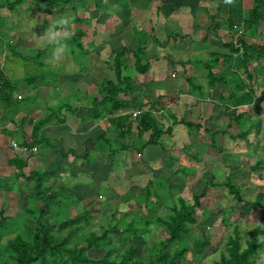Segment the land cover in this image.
<instances>
[{
    "label": "crops",
    "instance_id": "1",
    "mask_svg": "<svg viewBox=\"0 0 264 264\" xmlns=\"http://www.w3.org/2000/svg\"><path fill=\"white\" fill-rule=\"evenodd\" d=\"M247 1L249 2H246V6L243 7V15H246L251 9L250 0ZM38 2L39 0H22L20 4H16L12 11L8 12L16 13L19 10L27 12L28 8H31L41 14L43 7H38ZM78 7H81V9L79 10ZM96 7H98V13L95 11ZM75 8L78 13H89L91 15L94 12L96 13L93 18L90 17L86 20H83V18L79 20L78 16V22H74L76 18L72 16V13L69 10L64 12L71 14L70 24H74L73 27H76L70 37H75L78 33L82 35L80 41L81 44L86 46V55L81 57L85 63H78L79 60L78 57L75 59L76 56H62L59 59L54 58V56H43V62L46 66L57 69L59 80L58 85L55 87H59L60 95L63 93L69 95L73 111L70 112L65 109L67 116L60 113L54 114L53 105H50L57 101L52 93L54 86L44 81V75L39 71L43 66L38 62L40 56H34L31 59L32 68H38L39 74L33 77V83H27V79H19L22 81L16 83L25 86L28 89V95L25 96L23 94V97H21L20 93H16L14 96L15 99L19 97L21 102H27L29 106L26 109L27 112L23 114L22 111L15 112L11 119L2 116L5 114L4 111L0 112V135H5L6 131H8L0 147V173L3 171L7 172V164L12 153L18 154L26 162L27 167L23 170V173L29 169L31 164H39L38 161L42 163L49 162L54 156L51 150L57 149L54 144L56 142L59 146L68 145L69 148L67 150H71L74 156L80 158L90 155L87 151L89 149L87 145L90 141L108 142L113 146L114 150L117 147L120 149L124 146L127 148L124 151L127 152L118 151L115 153L117 161L122 163V158L126 153H134L140 163H144L146 168L153 171H156L155 169L159 165L161 167L162 164L170 163V159L175 161L176 164L180 163V155L176 156L169 153V149L165 150V143L161 144L163 146L161 148L165 152L159 147H157L159 150L154 149L155 147H147L141 153L139 152L143 143H145L144 141L148 139L149 133L138 137L135 129L137 122L131 115L134 113L137 116L142 113L143 111L141 110L144 105L145 108L149 109V104L154 99L158 101L156 112L162 114L160 117L171 119L173 124L175 123L174 125L168 124V127L171 130V135H173V140H176L174 144L176 145V142H178V152H187L185 157L190 160L199 156L198 154L197 156L191 154L190 150H203L201 143L204 138H207L208 142H211L213 138V142L217 140L226 143V141L233 140V138L238 136L222 134L224 131L218 129L219 125L225 124L226 126L228 124L226 127L229 128V123L233 120L234 125L242 122V124H246L249 127V130H252L253 125L264 123V112H262L261 117H256L252 116L250 111L251 109H264V21L258 24L257 30L252 34L253 36L245 38L248 44L263 50H259L256 55L252 56L253 58L248 64V69L251 71V81L246 82L243 88L246 93L251 94V101L246 105L232 107L226 104L225 101L229 92H234V80L229 73L231 71L234 73L235 71H233V63L229 64L226 59L228 50L227 47H224L232 40L224 23L227 18V12L220 7L219 0H79L76 2ZM62 14L53 15V23H56L57 16ZM38 17L41 19V29L42 23L48 24L50 22L43 15ZM105 18L106 20H104ZM110 24L115 25V28L120 24L118 28L119 30L121 28V31L118 35L110 36L111 33H108V30L113 28ZM2 27L3 30L14 29L12 31L13 37L10 34L8 36V49L19 48L20 46L17 44H21L25 48L28 47V40L33 36L29 31H24L27 39L20 40L16 34L19 31L15 30L17 29L16 26L11 23L6 25L4 20ZM134 32L137 40L140 43H145V56L139 58L141 59L140 66L147 68L146 73L142 75L135 72L133 69L134 61L131 56H124L122 59L130 63L126 62L128 64L127 68L134 72V81L131 83L133 87L136 90H141V87H144L153 96L150 95V99L148 97L145 98L147 100L145 102L142 100V106L135 113L127 111L125 107L127 98H130L131 101L133 98L127 95H120L119 98L124 103V107L122 106L123 108H121L119 115L122 117L128 116L129 118L125 124H131L132 127L129 133L125 134L123 139H120L116 131L119 127L110 123L111 115H102L99 118L93 116L95 113L91 111L95 108L90 103V100L98 99L97 103H99L105 96L103 88H105L106 84L103 79L111 76L110 59L112 56H109L111 52H118L123 47L130 51L137 49ZM139 33H142L141 35L144 37L139 38ZM41 35H43V32L35 34L38 38ZM38 38L37 43H44ZM58 42L60 43L61 41ZM95 44L99 46L96 51L93 49ZM112 45L114 48L111 49ZM70 53L73 55L72 50ZM105 53H107L106 56H98ZM20 61V56H0V69L6 76L7 73L4 69L7 66L10 70L8 74L13 75L17 80L24 69L30 68L29 65L26 64L27 66H24ZM209 72L218 78L214 87H210L207 83V74ZM137 77L138 79H136ZM243 77L244 75H240V78ZM102 82L104 83L101 84ZM67 85L72 86V89L69 90ZM36 93L39 94L38 102L41 103L40 105L46 111L44 115L35 116V114H38L35 111V107L34 109H29L35 106ZM223 109H225L226 113ZM175 110L181 114L178 120H176ZM234 111H237L238 114L236 115ZM227 113L228 115H226ZM239 114L243 116L242 119L237 118ZM44 118L46 120L51 118V121L40 130L39 137L42 136L44 139L42 137V139L38 138L41 139L39 146L31 149L21 148L22 142L31 143L32 127L36 121ZM155 118L156 120L159 119ZM180 121L193 124L202 122V130H205V132L179 125ZM101 125L103 129L99 128ZM208 126L213 127L214 131H210ZM168 127L165 128L167 129ZM249 130L244 131V139L248 138L249 140L252 138ZM174 132L178 134L179 139H177ZM129 138L130 145L127 144V139ZM11 142L16 144L17 150L10 147ZM79 146L84 153L82 156L75 155V151L78 150ZM40 147L43 148L42 152ZM156 151L159 153H153ZM94 156L103 157L100 153H96ZM145 156L147 159H144ZM164 156L166 161H164L165 158H162ZM182 162L181 164L186 167L188 165L191 166L190 162H185L184 160ZM155 163L158 165L157 167L154 165L153 168ZM79 166L81 167V165ZM32 170L34 169L32 168ZM72 172H76V170H72ZM8 175L9 173L7 176L5 174L4 176L2 175L0 180L4 178L8 182ZM9 182L18 185L13 180ZM0 184L2 185V182ZM2 210L0 206V212Z\"/></svg>",
    "mask_w": 264,
    "mask_h": 264
},
{
    "label": "rangeland",
    "instance_id": "2",
    "mask_svg": "<svg viewBox=\"0 0 264 264\" xmlns=\"http://www.w3.org/2000/svg\"><path fill=\"white\" fill-rule=\"evenodd\" d=\"M13 1L14 0H0V5L3 6ZM80 9L81 7L79 10ZM69 11L72 13L70 9ZM95 11H98V7H96ZM70 13L58 15L57 20L60 17L70 18ZM76 13L74 14H79V20H82V18L83 20L89 19L90 17L93 18L96 15L95 12L92 15L89 13ZM74 14L72 13V16H74ZM41 15L42 13L35 12L31 8H28L27 12L19 10L16 13L8 12L5 8L0 9V56H20V63L22 62L24 66L26 64L30 66V68L22 71V75L18 76L17 80L13 75L8 74L10 70L7 66L5 67L4 70L7 73V78L13 80L14 83L22 81L19 79L25 80L33 78L39 74L38 68H32L31 59L34 58V56H40L38 62L43 66L39 71L44 75V81L54 86L52 93L54 95L53 97H56L57 100L56 103H51L50 105H53L54 114L57 115L60 113L64 115L66 110L70 112L73 111L71 99L69 95L64 93L60 95L59 87H55L58 85L59 80L57 69L46 66L43 62V56H53V47L59 46V42H56L55 45L45 43L39 44L37 43L38 37L35 36L37 33H44L48 26L53 24L52 18L54 19V16L48 17L43 15V17H47V20L50 22L48 24L42 23L41 29V19L38 17ZM4 20L6 21V25L11 23L16 26L17 29L15 30H19L16 34L20 40L27 39V36L25 37L24 35L25 30L33 35L28 40V47L25 48L22 47L21 44H17L20 47L14 49V52L8 53L7 40L9 39V34L13 37L12 31L14 29L3 30L2 22ZM16 20H18V22H16ZM104 20H106V18ZM73 26L74 24H70L69 26L70 36L74 33V29H76V27ZM110 26L113 27L108 30V33H111L110 36H115L114 34L118 35L120 33L121 28L119 30L118 26L116 28L115 25L110 24ZM141 34L142 33H139V38L144 37ZM61 42L64 43V41ZM78 44H80V48H78ZM74 48L72 55L69 51L70 48L67 47L68 54L64 56H76L75 59L78 57V63H85L81 56L86 55V46L81 44L79 40L78 43L74 45ZM98 48V44L93 46L95 51ZM112 48H114L113 45L111 46V49ZM106 55L107 53L102 55L99 54L98 56ZM109 56L112 55L110 54ZM126 56L130 57L131 55ZM123 60L124 59H122V61ZM126 62L130 64L128 61ZM126 62L121 69V74L124 79L126 78V86L129 91H125L121 95H127L133 98L132 101L130 98H127L125 107L127 111L137 113L138 108L142 106V100L145 102V98L148 97V99H150L149 96L152 94L144 87H141V90H136V88L133 87L131 83L134 81V72L127 68L128 64ZM110 65L111 76L110 78L104 77L103 81L105 84L109 81H115L112 57L110 59ZM136 79H138V77ZM16 85L17 90L15 94L20 93L19 95L21 97H23V94L25 96L28 95V89L25 86L18 85L17 83ZM68 89L71 90L72 86H68ZM136 92L137 94H135ZM156 100L157 99H154L151 103L149 102V109L145 108L144 105L141 111L150 112L151 116L159 118L156 120L159 127L166 129L165 127H168V124H173V122L171 119L161 118L160 116H162V114L156 112V104H158ZM38 101L39 94L36 93L35 106L29 108L34 109L35 107V111L38 112L35 116L46 114V111ZM97 101L98 99L90 100L94 108L98 106ZM119 105L124 107L123 102H119ZM28 107L26 101L13 104V108L17 109L16 112L22 111V114L27 112L26 109H28ZM223 111H225V109H223ZM250 111L252 116L261 117L264 109H251ZM234 112H236V115L238 114L237 111ZM175 115H177L176 120H178L181 114L175 110ZM226 115H228V113ZM65 116H67V114H65ZM226 126H228V124ZM226 126L225 124L219 125L218 129L224 131L222 134L226 133L234 136L249 130V127L246 124H242V122L236 125L233 124L229 126V128ZM208 127L210 131H214L213 127ZM99 128L103 129V126L101 125ZM177 129L180 130L179 127H177ZM173 130H175V128H173ZM249 131L251 132L250 137H252L249 140L248 138H233V140L229 139L230 141L223 143L217 140L208 142L207 138H204V141L201 143V145H203V150L198 151L191 148V154L195 156H197V154L199 155L193 160L185 157L187 152H178V142H176V145L174 144L176 140H173V135L164 136L160 139L161 144L165 143L164 149H169V153L176 156L179 154L181 162L176 164L175 161L170 159V163L167 162L168 164H162L161 167L160 165L157 167L158 164L155 163L153 164V168L155 165V167H157V169H155L156 171L146 168L145 164L140 163L139 159L134 156V153H126L122 158V163H120V161L116 162L115 159L117 156L112 153L113 146L104 141H90L87 145V148L89 147L87 151L90 155L85 157L83 162L80 161V157L65 154L67 148H69L68 145L59 146L56 142L54 144L57 149L54 148L51 150L54 156H52V158L50 157L51 159L49 162L42 163L37 160L39 164H31L29 169L25 171V174L33 171L32 168L38 173H44V186L55 190L57 192L56 196L62 201H65V204L63 203L60 206H52L51 213L46 217L47 221L53 222L57 217L62 219L72 218L86 213L88 216L87 220L79 223L78 226L80 229L73 238L74 241H81L85 235L100 232L106 228L114 226H117L118 229L125 228L126 225L133 221L134 214L148 218L151 216V213L152 216L154 215L161 219H167L170 215L169 208L175 203L177 197H181L186 202H191V197L193 195H199L206 188V196L201 199L200 207L196 209L194 213L196 223L190 226L189 234L181 244L190 245L200 240L203 242L206 241L207 246L203 247L200 255H196L192 258L188 256L186 260L182 261V264H213V262L218 260L219 256L225 252V243L232 235L234 228L239 230L242 246L244 241L248 239V232L254 227L258 226L264 231V123L253 125L252 130ZM177 135L178 134L175 133V136L179 139ZM258 139H260V141H258ZM127 144L130 145V138L127 139ZM158 147L162 150L161 145H158ZM80 148L79 146L78 150H76L77 152L74 150L75 155L82 156L84 154ZM40 149L42 152L43 148L40 147ZM154 149L159 150L158 148ZM164 149L162 150L163 152H165ZM96 153H100L103 157L94 156ZM153 153L157 154L159 152L156 151ZM182 156L185 158L183 159ZM162 158L164 159L165 156ZM144 159H147L146 156ZM182 160L190 162L191 166L188 164L187 167L184 166V164H181L183 163ZM112 161L115 162L111 163ZM164 161H166V158ZM79 165H81V167ZM72 170H76V172H72ZM4 174L7 176L8 172H1L0 177H2V175L4 176ZM227 178H229L232 185L239 190L243 202L254 203V208L250 209L242 202L237 203L236 200L229 195L227 190L220 186ZM152 179L157 181L151 184L155 191H152L150 188L149 190H151V192L148 196V203L144 204L143 201L140 203V200L146 197L144 194L140 195L142 193L141 189L148 187ZM158 180L161 181L159 183L164 189L162 187L159 188ZM9 181L7 182L4 178L0 180V182H2V185L0 184V206L3 209V217L9 219L7 223V232L0 237V259H4L7 253L5 249L7 241L13 240L18 235L28 240L22 228L29 218L25 210L33 208L35 211H39L42 209V204L38 202L35 197H29V188L11 184L12 182ZM210 184L215 185L216 188L210 187ZM156 188L159 189L157 200L154 197V195L158 193ZM260 194L263 195L262 199H258L257 197ZM135 203H140V206L137 207ZM148 211H150V213ZM141 226L142 222L136 225L135 228L137 229ZM110 236L113 240L112 245L117 248L116 255L119 256L123 253L124 248L119 242L117 234L112 233ZM165 239L166 236L163 228L152 219L151 224L148 226V231L142 236V240H130L129 246L137 249V257L146 260L149 255L148 249L158 246V244ZM71 246L72 243L69 247ZM174 248H177V246H171L170 250L173 251ZM104 254L105 251L102 250L100 252H89L86 256L93 261H101ZM254 260L258 263L264 262V249L258 253Z\"/></svg>",
    "mask_w": 264,
    "mask_h": 264
},
{
    "label": "trees",
    "instance_id": "3",
    "mask_svg": "<svg viewBox=\"0 0 264 264\" xmlns=\"http://www.w3.org/2000/svg\"><path fill=\"white\" fill-rule=\"evenodd\" d=\"M21 1L22 0H16L14 3H6L3 6L0 5V9L5 8L8 11H12L16 4H20ZM77 1L79 0H39L37 6L40 8L43 7L42 15L50 17L55 14H62L69 9L73 14L76 13L75 5ZM246 2L249 1L219 0L220 7L227 12V18L224 20V23L232 40V42L229 41V43L224 45L228 50V55H226L228 57L226 59L229 64L233 63V71H235L234 73L232 71L229 73L234 80V92H229L228 98L225 101L226 104L231 105L232 107L250 103L251 94L248 92L246 93L243 88L246 82L251 81V71L248 69V64L252 60V56L256 55L259 50H262V48L248 44L245 41V38L253 36L252 34L257 30L258 24L264 21V0H250L251 9H249L246 15H243V7L246 6ZM76 14H78V12ZM78 15L74 14V18H76L74 19V22H78ZM239 26H242L243 30V34L238 39V43L241 45V53H239V50L236 49L233 44L236 28ZM79 34L80 33L76 34L75 37H70L64 41V44L70 48V51H74V45L81 39L80 37H82V35ZM133 35L135 36V32ZM134 38L137 41L136 50L130 51L123 47L118 52H111L115 81H109L106 83L105 88H103L105 96L98 103V106L91 111L92 113H95L93 116L98 118L102 117V115H111L110 123L119 127L116 131L117 136L120 137V139H123L125 134H128L132 128L131 124H125L129 117H122L119 115L121 108H123L119 105V102H121L119 97L125 91H129L128 87L126 88V78L124 79L121 74V69L124 67L122 58L126 55H131L134 61L133 69L136 73L143 75L147 71V68L140 66L141 59L139 58L145 56V43H140L136 36ZM78 48H80V44H78ZM9 51L13 50L9 48L8 53ZM239 74L244 75V77L240 78ZM222 78L225 79L224 77ZM216 81H218V78L209 72L207 74L208 85L214 87ZM26 82L33 83L34 80L33 78H28ZM16 87L17 85L8 79L0 69V112H5V114L2 115L5 116V118L7 117L11 119L17 111V109L13 108V104L16 102L21 103L20 100L18 101L14 97L17 90ZM242 117L243 116L240 114L237 116L239 119H242ZM135 119L137 122V126L135 127L137 136L141 137L143 134L149 133L148 139L140 148V153L147 147L157 148L158 145H161L160 139L162 137L171 135V130L169 128L163 130L159 127L156 119L151 116L150 112H142L138 114ZM236 120L239 122L238 119ZM50 121L51 118L48 120L44 118L43 120L36 121L32 127L31 143L27 144L26 142H22L21 148L31 149L39 146V142L43 138L42 136V138L39 137L40 130ZM233 123L232 120L229 123V126H232ZM178 124L183 125L186 128H195L198 131L205 132V130H202V122L193 124L180 121ZM7 133L8 131H6V134ZM5 135H0V147L5 140ZM243 137H245V133L241 132L236 138L243 139ZM211 141H213V138ZM118 148L119 147L112 150L114 155L118 151H124L127 149L124 146L120 149ZM65 154L73 155V152L67 150ZM85 157L86 156L80 158V161L83 162ZM115 161L117 162V158ZM115 161H112L111 163H114ZM26 167V162L23 161L18 154L12 153L7 164V172L9 173L8 180H13L19 186L29 188V197H35V199L42 204V209L39 211H35L33 208L25 210V213L29 218L26 220V224L23 225L22 228L28 240H25L23 239V236L18 235L13 240L7 241L5 244L7 253L4 259H0V264H182V261L186 260L188 256L192 258L196 255H200L203 247L207 246L206 241L203 242L200 240L191 243L190 245L181 244L189 234L190 226L196 223L194 213L195 210L200 207L201 199L206 196V188L199 195H193L191 197V202H186L181 197H177L175 203L169 208L170 215L167 219H161L154 215L152 216L150 211L148 212L151 216L148 218L134 214L133 221L126 225L125 228L118 229L117 226L106 228L100 232L85 235L81 241H74L73 238L80 229L78 226L79 223L81 221H86L88 216L85 213L72 218L62 219L57 217L53 222L47 221L46 217L51 213L52 206H60L63 203L65 204V201H62L56 196L57 192L55 190L44 186V173L41 174L33 170L28 174H25L23 173V170ZM154 182L157 181L152 179L149 182L148 187L141 189L142 193L140 195L144 194L146 197H143L142 200L139 199L140 203L142 201L144 204L148 203V196L151 192L149 189L151 188L152 191L154 190L151 186ZM159 182L161 181L158 180V183ZM158 186L159 188H163L160 183ZM220 186L225 188L237 203L242 202L248 208H254V203L243 202L239 190L232 185L229 178H227L223 184H220ZM210 187L216 188L213 184H210ZM156 189L157 191L159 190L158 188ZM158 195L159 191L154 195L156 200ZM257 197L258 199H262L263 195L260 194ZM140 203H135V205L139 207ZM152 219L156 224L163 228L166 239L163 242H160L158 246L148 249L149 255L147 256V259L144 260L137 257V249L129 246V242L130 240L141 241L143 234L148 231V226L151 224ZM8 220L9 219L3 217V213L0 212V237L7 232ZM141 222L142 226L136 229L135 226ZM112 233L118 235L119 242L124 248L123 253L119 256L116 255L117 248L112 245L113 240L110 236ZM263 236L264 231L256 226L248 232V239L244 241L242 246L239 230L234 228L232 235L225 243V252L221 254L218 260L214 261L213 264H264V262L258 263L254 260L258 253L264 249ZM71 243L72 246L69 247ZM171 246H177V248H174V250L171 251ZM102 250L105 251V254L101 261H93L86 256L89 252H100Z\"/></svg>",
    "mask_w": 264,
    "mask_h": 264
},
{
    "label": "clouds",
    "instance_id": "4",
    "mask_svg": "<svg viewBox=\"0 0 264 264\" xmlns=\"http://www.w3.org/2000/svg\"><path fill=\"white\" fill-rule=\"evenodd\" d=\"M70 23L71 19L69 17H60L56 23L49 25L47 30L38 39L42 40L45 44L53 45L58 41H65L70 38ZM52 54L56 59L67 55L68 49L66 44L61 42L59 46H54Z\"/></svg>",
    "mask_w": 264,
    "mask_h": 264
},
{
    "label": "built area",
    "instance_id": "5",
    "mask_svg": "<svg viewBox=\"0 0 264 264\" xmlns=\"http://www.w3.org/2000/svg\"><path fill=\"white\" fill-rule=\"evenodd\" d=\"M243 34V30H242V26H239L238 28H236V34L233 38V44L235 45V48L239 50V53H241V45L238 43V39L239 37ZM17 100L19 101L20 98L18 97ZM133 119L136 117L135 114L132 115ZM10 147L14 150H17L18 147L16 146L15 143L11 142L10 143Z\"/></svg>",
    "mask_w": 264,
    "mask_h": 264
}]
</instances>
